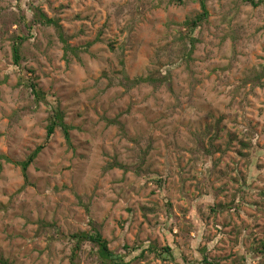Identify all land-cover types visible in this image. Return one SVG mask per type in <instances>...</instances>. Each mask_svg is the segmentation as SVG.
Wrapping results in <instances>:
<instances>
[{"label":"rangeland","instance_id":"374dc122","mask_svg":"<svg viewBox=\"0 0 264 264\" xmlns=\"http://www.w3.org/2000/svg\"><path fill=\"white\" fill-rule=\"evenodd\" d=\"M254 1L208 0L188 41L195 0H0L4 261L71 264L72 236L96 225L128 264H195L205 246L221 264H259L264 79L250 78L264 66V0ZM56 108L70 142L62 128L48 137ZM39 147L26 180L19 163ZM239 201L238 213L224 209ZM152 242L174 259L134 260ZM83 250L80 264H98Z\"/></svg>","mask_w":264,"mask_h":264},{"label":"trees","instance_id":"16d2710c","mask_svg":"<svg viewBox=\"0 0 264 264\" xmlns=\"http://www.w3.org/2000/svg\"><path fill=\"white\" fill-rule=\"evenodd\" d=\"M180 2L181 0H174ZM198 1L200 5L201 12L200 14L191 21H187L184 26H186L189 29V32L187 34L188 41H192V35L196 31L195 29L199 28L201 25H203L205 22L209 20V10H208V0H195ZM247 3L252 4L253 6H258L259 3H256L254 0H245ZM35 11V15L37 18L45 19L46 17L41 13L40 9L38 7H33ZM23 18L16 19L15 23L17 25H20L22 23ZM185 38V40H186ZM13 40V55H14V61L15 64L19 65L22 62V58L20 55V49H21V43L23 42V39H19L15 36L12 37ZM65 41V40H64ZM65 48H70L68 45L65 46ZM264 79V66L261 67L260 71H256V73L253 75V77L250 78V81L252 80V84L254 87L256 86H263L262 81ZM126 83H128L130 86H136L137 84H141L143 82H148L147 79H138L133 82H130L126 77L124 79ZM164 82V81H159ZM155 83V82H154ZM153 84V82H152ZM30 89H32V94L35 96L36 102L45 100L46 95L41 92L40 89H38V85L34 82H31L29 85ZM64 115L60 111L59 108H56L53 111L52 117H50V123L48 127V137H52L55 133V130L58 128H62V130L65 133L66 139L68 142H70V130L71 128L64 123ZM244 148H249V144H243ZM43 147H39L34 153H32L29 158L19 163V166L22 169L23 175L25 179L28 178V170L31 166V164L34 163V161L37 159L39 154L42 152ZM244 156V155H243ZM2 170V166H0V172ZM249 186L248 183L243 185V188L240 187V195L242 194V197H240L243 201L246 198V195H250L249 193ZM246 190V191H245ZM244 192V193H242ZM245 194V195H243ZM256 198V203L260 207L262 205L261 202L264 201V192H260L254 196ZM261 201V202H260ZM243 206L242 201H239L238 205L228 206L225 205L224 209L227 210V212L230 211H240V208ZM221 209V208H220ZM257 209H259L257 207ZM264 209V208H263ZM219 210V209H218ZM212 214H217V208L214 206L211 208ZM238 213V212H237ZM203 220V216H202ZM242 226V225H241ZM93 230L91 232H80L76 233L72 236L74 246L72 250V260L71 264H80L81 262V254L83 253L84 245L90 244L92 246V250H96V259L98 260V264H128L125 262L123 256L115 255L109 248V243L104 237L102 236V233L100 230L97 229V226H93ZM219 228V227H218ZM243 228V226H242ZM245 232V230L243 229ZM139 247L142 249L143 244L139 243ZM252 250V251H251ZM203 254V260L202 261H196L195 264H221V259L212 258L211 252L209 251L208 247H203L201 249ZM251 254L254 256L255 259H258L259 264H264V242H260L259 244H255L251 246ZM173 251L170 247L166 246L164 248H159L158 244L156 242H152L149 244V246L146 249H142V252L136 257L134 260H141V259H147L149 256L155 255L157 259H161L162 261H168L173 260ZM243 261L242 264H244V260H247V258L239 259V261ZM0 264H9L7 261H4L2 257H0Z\"/></svg>","mask_w":264,"mask_h":264}]
</instances>
